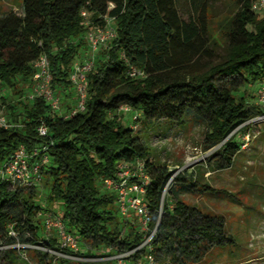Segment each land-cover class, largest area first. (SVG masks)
<instances>
[{
  "label": "trees",
  "instance_id": "16d2710c",
  "mask_svg": "<svg viewBox=\"0 0 264 264\" xmlns=\"http://www.w3.org/2000/svg\"><path fill=\"white\" fill-rule=\"evenodd\" d=\"M188 1L186 18L177 0H22V12L0 5V87L20 98L7 106L14 126H0V163L22 144L33 150L47 142L50 163L43 175L49 184L48 205H61V220L79 240L122 252L135 249L144 239L142 232L123 236L118 231L117 195L104 180L118 179L119 164L142 161L150 176L145 194L150 212L147 234L155 230L150 252L156 262L167 258L172 264L199 261L234 238L223 215L186 203L177 183L197 192L211 191V186L200 183L196 174L174 176L166 164L149 158L148 147L134 135L141 116L146 121L182 124L188 115L200 121L207 127L205 150L220 146L213 155L215 164L230 168L239 153L235 132L254 116L238 92L249 83L260 86L264 81V14L253 9L256 0H233L234 9L218 22L222 42L213 34L210 0ZM83 10L89 14L87 26ZM108 20L116 34L105 51L98 50L86 75L85 110L70 115L54 110L42 96L23 100L25 88L34 84L35 62L41 55L48 58L53 89L71 90L72 69L84 57L79 52L83 37ZM218 47L225 50L220 59H216ZM132 67L144 76L130 75ZM19 104L23 112L17 110ZM124 105L131 108L132 117L138 115L129 127L119 115ZM43 124L46 137L38 132ZM168 186L169 195L163 198ZM41 210L35 188L0 179V246H4L0 264L14 261L9 255L14 248L9 247L15 244L60 251L54 238L42 239L47 230L46 213L43 222L38 218ZM11 229L16 235L9 233ZM36 251L40 264L50 263L48 251ZM63 252L85 257L69 249ZM146 253L141 247L132 257Z\"/></svg>",
  "mask_w": 264,
  "mask_h": 264
},
{
  "label": "rangeland",
  "instance_id": "374dc122",
  "mask_svg": "<svg viewBox=\"0 0 264 264\" xmlns=\"http://www.w3.org/2000/svg\"><path fill=\"white\" fill-rule=\"evenodd\" d=\"M255 2L260 8L257 12L262 16L264 0ZM21 3L22 0H0L3 10L22 12ZM177 3L182 16L186 18L190 12L189 1L177 0ZM209 7L213 34L222 42L218 22L234 9L233 0H210ZM106 25L114 27L113 21L110 20L106 21L104 26ZM98 26L104 27L95 25L88 31L90 32ZM81 43L83 46L79 52L85 54L87 51L86 35ZM106 48L107 45L100 47V50L105 51ZM216 54V59H220L225 54L224 48L218 47ZM259 87L258 83H249L240 88L238 92L248 102L254 116L245 123L244 128L235 132L233 139L239 146V153L230 168H217L215 164L217 157H213V155L218 152L220 146L205 150L203 141L207 127L188 115L182 124L169 120L146 121L141 116L138 123L139 129L134 132V135L140 137L148 147L149 158L155 164H166L174 172V176L176 174L183 175V172L187 175L196 174L200 183L208 184L213 188L206 192L186 191L182 189V182L177 183L179 197L186 203L195 205L208 213L223 215L226 219L228 232L234 238L232 244L215 247L203 259L188 264H264V120H257V116L264 114V103L261 100ZM25 89L27 92L24 95V101L27 96L34 94V84ZM3 92L6 97L4 101L2 100L3 104L0 105V110L8 116V104H12L20 98L16 97L8 88ZM57 94L61 97L59 112L63 113L65 109H69L73 105L76 95L73 89L71 92L58 90ZM16 108L19 112H23L24 107L20 104ZM119 115L125 126L129 127L134 123L131 112L120 111ZM246 134L249 135L248 142L244 138ZM245 143L247 145L242 147ZM48 187L47 177L43 175L41 185L35 189L36 203L42 207L41 214L38 215L40 222L44 221L45 213H51L61 219L63 212L60 204L48 205L46 202ZM169 190L170 186L166 188L165 195H169ZM117 217V229L123 236L129 235L131 232H142L144 237L148 232L149 220L145 227L142 218L134 212L125 216L118 212ZM53 233L52 230H43L42 239L54 238L58 243ZM79 243L81 251L79 254H84L83 258H88L87 261L91 260L99 264H117L112 257L117 251L94 246L83 238H80ZM0 248H4V246H0ZM9 248H14L9 252L14 260L11 264H40V255L36 249L48 251L45 247L34 244H15ZM48 252L47 262H50L49 264H80L84 261L63 258L55 250ZM17 255L20 258L15 257ZM144 257L141 256L137 259L131 257L128 264H142ZM63 259H67V261ZM155 264L172 263L165 258L158 262L155 261Z\"/></svg>",
  "mask_w": 264,
  "mask_h": 264
},
{
  "label": "built area",
  "instance_id": "2783aa9c",
  "mask_svg": "<svg viewBox=\"0 0 264 264\" xmlns=\"http://www.w3.org/2000/svg\"><path fill=\"white\" fill-rule=\"evenodd\" d=\"M253 9L258 10V4L255 2L253 4ZM82 17L85 19V25H89L88 12L83 10L81 12ZM115 28L110 25H106L103 28L98 26L95 29L88 31L86 34L87 39V51L82 56V61L77 62L71 74L72 88L75 93V102L71 106V114H76L85 110L86 100H87V73L91 71L95 65V58L98 50L102 46H106L110 39L115 36ZM36 72L33 76L34 81V94L27 96L25 102H29L35 96H42L46 99L51 107L59 111L61 107V97L51 86V76L49 73V61L46 55H41V57L35 62ZM130 75L143 77V72L132 67L129 70ZM5 88H0V105L3 104L2 98L6 95L4 94ZM261 100L264 103V81L261 82L259 87ZM123 112H131L129 106L124 105L122 107ZM133 120L138 118V115H133ZM257 120H264V114L257 116ZM0 126L9 128L14 126L11 122L10 116L5 115L2 110H0ZM136 128V126H134ZM39 135L46 137L48 135L47 127L43 124L38 128ZM246 142L249 140V135L244 136ZM247 143L243 144L245 147ZM48 144L43 142L40 146L35 147L33 150H29L27 146L20 145L16 152L4 159L0 163V179L4 182L11 184H18L28 188H38L43 180V170L47 168L50 163V158L47 153ZM118 179L108 178L104 180L105 186L116 192L117 195V209L118 212L125 216L130 212L136 213L140 218H142L143 223L146 227L148 223L150 212L145 203V194L150 184V176L145 170L144 163L142 161H137L135 165L121 163L118 165L117 172ZM165 191L163 192V198L165 196ZM45 227L46 230L54 231V236L58 240L60 247L59 253L63 258H72L77 260L87 261L88 258H83L79 255H70L63 252L65 249H69L73 253H79L80 243L76 235L67 229L65 224L61 219L53 216L51 213L45 215ZM11 235H16L11 229L9 232ZM155 230L150 234H146L143 237V242L141 245L133 250H126L122 252H117L113 257L117 264H128V260L132 257V253L141 247L147 249V253L144 257L142 264H155V259L152 253V240L154 238ZM47 249V248H46ZM51 251L50 249H47Z\"/></svg>",
  "mask_w": 264,
  "mask_h": 264
},
{
  "label": "crops",
  "instance_id": "0c3cea01",
  "mask_svg": "<svg viewBox=\"0 0 264 264\" xmlns=\"http://www.w3.org/2000/svg\"><path fill=\"white\" fill-rule=\"evenodd\" d=\"M73 89V88H72ZM71 92V90H69ZM74 91V90H73ZM71 111V106L69 107V109H65V111L63 112L64 114H69Z\"/></svg>",
  "mask_w": 264,
  "mask_h": 264
}]
</instances>
